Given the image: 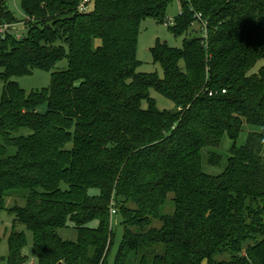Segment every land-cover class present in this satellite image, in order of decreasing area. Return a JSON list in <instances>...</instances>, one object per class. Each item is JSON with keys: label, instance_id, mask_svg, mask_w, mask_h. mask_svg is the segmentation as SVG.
Segmentation results:
<instances>
[{"label": "trees", "instance_id": "16d2710c", "mask_svg": "<svg viewBox=\"0 0 264 264\" xmlns=\"http://www.w3.org/2000/svg\"><path fill=\"white\" fill-rule=\"evenodd\" d=\"M81 1L21 0L32 26L0 40V213L25 192L8 209L6 264H25L17 225L36 264H105L112 208L123 227L112 264H264V0H178L171 34L198 14L206 31L179 49L154 43L161 78L136 72V46L141 21L165 23L171 0H93L86 12ZM15 22L0 0V23ZM63 59L41 91L10 80ZM68 228L74 241L58 234Z\"/></svg>", "mask_w": 264, "mask_h": 264}, {"label": "rangeland", "instance_id": "374dc122", "mask_svg": "<svg viewBox=\"0 0 264 264\" xmlns=\"http://www.w3.org/2000/svg\"><path fill=\"white\" fill-rule=\"evenodd\" d=\"M8 10L14 15L16 22L7 23L8 32L6 34L14 35L17 39H21L25 33L28 31L29 27L32 26L31 20L25 17V14L21 8V0H7ZM89 10L92 9V6H88ZM180 5L178 0H171L165 15V23L158 24L151 18L142 20L140 23V32L137 39L136 46V58L139 61V66L136 69L137 73L149 74L156 73L158 77H163V71L161 67L157 64H153L152 58L149 52V49L153 47L156 41L160 43H165L172 48H181L183 40H188L189 37L195 36L201 33L200 24L196 21L191 24L190 29L186 34L181 37H175L171 34L168 29V26H173L174 19L180 13ZM167 24V25H165ZM4 34L0 37V40H3L6 36ZM96 44L99 42L95 41ZM67 68V60L63 59L61 62L56 63L49 70H34L30 75L12 77L10 80L17 83L20 89H22L26 94L31 92H38L43 89H46L50 85L51 74L61 72ZM257 69L255 68L251 73H256ZM2 83L0 82V93L2 90ZM150 97L153 99L155 106L158 110H173V103L155 92L154 90L149 91ZM21 134H28V129H22ZM244 134L240 135L237 143L240 144L243 142ZM230 141L227 136L222 138L221 148L219 149L220 153L226 157L229 150ZM225 159V158H224ZM209 172H214L210 170ZM25 192L23 191H11L9 192L4 199V210L0 213V264H6V257L8 255V246H7V237L11 232V227L13 224L14 216L8 212V209H11L14 206H23L25 199L23 198ZM173 195H168L164 204L160 207V213L163 215H169L173 212L172 204ZM117 210L116 208H113ZM152 223V222H151ZM153 225H149L144 228L148 230ZM154 226L159 227V223L154 224ZM110 229L112 230L113 239L112 245L109 249V252L106 256L105 264H112L114 256L119 245V242L122 237L123 227L121 225L119 213L116 214L110 213ZM16 231L23 232L26 238L25 246L23 248V254L25 256V264H36L35 250L32 244V235L31 233L22 225L16 226ZM59 236L63 239L74 241L76 234L72 229H61L58 231ZM242 259L248 263V253L246 251L241 252ZM233 257L227 253H223L220 256L216 257V260L229 261ZM249 264V263H248Z\"/></svg>", "mask_w": 264, "mask_h": 264}, {"label": "built area", "instance_id": "2783aa9c", "mask_svg": "<svg viewBox=\"0 0 264 264\" xmlns=\"http://www.w3.org/2000/svg\"><path fill=\"white\" fill-rule=\"evenodd\" d=\"M93 0H82L81 1V4H80V6H79V11H81V12H86V11H88V6H89V4L92 2ZM196 17V19H197V21H199L200 22V27H201V33H203V35L202 36H204V34H205V31H206V22H204V21H202L201 20V16L198 14V15H196L195 16ZM165 25H167V24H165ZM8 32V29H7V26L5 25V24H1L0 23V37H2L4 34H6ZM221 93L222 94H224L225 93V90H222L221 91ZM216 93H214V92H210L209 93V96H212V95H215ZM110 213L111 214H116V211H115V209H111V211H110Z\"/></svg>", "mask_w": 264, "mask_h": 264}]
</instances>
